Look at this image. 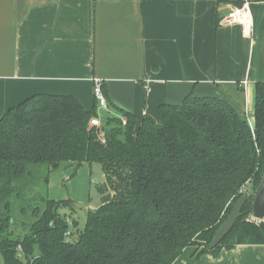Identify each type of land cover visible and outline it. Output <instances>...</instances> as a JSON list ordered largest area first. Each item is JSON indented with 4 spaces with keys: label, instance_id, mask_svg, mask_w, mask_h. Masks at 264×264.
<instances>
[{
    "label": "trees",
    "instance_id": "obj_1",
    "mask_svg": "<svg viewBox=\"0 0 264 264\" xmlns=\"http://www.w3.org/2000/svg\"><path fill=\"white\" fill-rule=\"evenodd\" d=\"M253 104L252 125L227 101L193 95L138 127L122 109L92 126L96 102L86 111L70 95L36 94L8 109L0 115V264H173L186 247L199 258L264 245V220L251 218L264 170V82ZM60 163L103 172L101 203L82 229L61 213L70 200L31 208L42 171ZM249 191L231 231L209 249Z\"/></svg>",
    "mask_w": 264,
    "mask_h": 264
},
{
    "label": "crops",
    "instance_id": "obj_2",
    "mask_svg": "<svg viewBox=\"0 0 264 264\" xmlns=\"http://www.w3.org/2000/svg\"><path fill=\"white\" fill-rule=\"evenodd\" d=\"M246 4L251 32L228 23ZM113 115L138 127L188 95L230 103L253 124L264 82V0H0V115L36 94L70 95L86 111L94 81ZM173 264H264V245H238Z\"/></svg>",
    "mask_w": 264,
    "mask_h": 264
},
{
    "label": "rangeland",
    "instance_id": "obj_3",
    "mask_svg": "<svg viewBox=\"0 0 264 264\" xmlns=\"http://www.w3.org/2000/svg\"><path fill=\"white\" fill-rule=\"evenodd\" d=\"M108 115H113L110 110L103 112L101 118ZM46 175H48L47 184L45 183ZM41 178V185L34 191L38 200L36 205L33 204L34 206L31 208L35 206L43 208L44 199L70 200L72 210L71 207L64 208L61 213L70 216L69 220H75L78 223V228L82 229L87 213L96 210L101 203L97 188L103 184L104 175L100 165L85 164L75 171L74 167L60 163L57 167H51L49 171L44 169ZM245 189H249V186L247 185ZM74 230V228H70L72 238L70 237L69 240L75 237Z\"/></svg>",
    "mask_w": 264,
    "mask_h": 264
},
{
    "label": "water",
    "instance_id": "obj_4",
    "mask_svg": "<svg viewBox=\"0 0 264 264\" xmlns=\"http://www.w3.org/2000/svg\"><path fill=\"white\" fill-rule=\"evenodd\" d=\"M52 167H56V165L54 164L52 165ZM250 195H252L251 191L244 193L235 202V204L232 206L230 214L227 216L226 221L223 222L218 228V230L215 232V235L209 244V249L215 248L221 242V240L231 231L232 227L240 216V211L243 204L249 198ZM251 218L254 221L264 220V170L257 185V188L253 192Z\"/></svg>",
    "mask_w": 264,
    "mask_h": 264
},
{
    "label": "built area",
    "instance_id": "obj_5",
    "mask_svg": "<svg viewBox=\"0 0 264 264\" xmlns=\"http://www.w3.org/2000/svg\"><path fill=\"white\" fill-rule=\"evenodd\" d=\"M225 20L228 23L239 24L244 33L247 35L251 32L252 20L246 4L232 7L226 15ZM92 94L94 101L96 102L97 116L90 120V124L92 126H99L101 115L103 112H108L109 110L106 98L102 92L101 82L99 80L94 81ZM121 122L122 125L125 124V120L123 118L121 119ZM17 249L20 250L19 247Z\"/></svg>",
    "mask_w": 264,
    "mask_h": 264
}]
</instances>
